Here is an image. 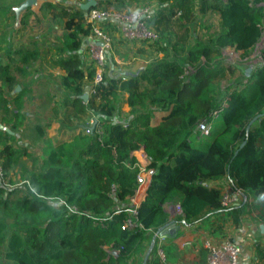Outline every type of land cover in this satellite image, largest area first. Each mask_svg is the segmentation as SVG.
Instances as JSON below:
<instances>
[{"label":"trees","instance_id":"obj_1","mask_svg":"<svg viewBox=\"0 0 264 264\" xmlns=\"http://www.w3.org/2000/svg\"><path fill=\"white\" fill-rule=\"evenodd\" d=\"M97 1L100 5L105 0ZM116 1L114 8L124 5ZM155 3L158 9L149 26L161 36L157 50L163 58L137 77L104 74L96 86L94 64L84 70L78 54L91 37L85 21L88 11L80 4L64 7L61 0L43 5L53 9V18L65 19L61 53L69 56L60 59L65 75L57 85L63 91L60 102L70 109L69 119L71 112L87 116L85 129L91 133L86 138L53 145L46 132L50 123H39L32 136L37 143L26 141V104L32 97L26 88L11 94L18 82L0 67V121L15 132L0 129V264H129L145 236L168 222L164 205L169 203L182 209L179 221L205 224L212 236L223 237L225 224L241 226L250 205L223 208L222 189L210 187L212 181L229 179L244 196L264 200V117L247 132L250 122L264 112V62L250 75L246 67L231 65L227 77L219 67L224 49L246 55L258 45L264 34V0ZM175 4L179 12L173 10ZM193 4L199 5L201 15L217 17V28L208 22L206 38L174 42L165 28L174 24L178 13L181 22L189 19ZM261 58L264 61V48ZM85 93L87 101L81 98ZM185 93L191 99L181 101ZM216 110L221 113L207 136L209 143H197L198 123ZM156 112L169 115L153 127ZM141 149L151 171L138 208L142 227L123 230L127 213L113 212L136 195L135 153ZM18 172L20 187L13 179ZM259 207L258 219L264 223V203ZM258 255L264 264V252L258 249ZM147 264L160 262L150 258Z\"/></svg>","mask_w":264,"mask_h":264},{"label":"crops","instance_id":"obj_2","mask_svg":"<svg viewBox=\"0 0 264 264\" xmlns=\"http://www.w3.org/2000/svg\"><path fill=\"white\" fill-rule=\"evenodd\" d=\"M24 1L0 0V67L6 68V77H13L18 82L11 94H17L26 88L29 91L28 94L32 97V100L26 104V108L30 111V117L24 123V128L27 129L29 120L31 127L33 122L34 127L39 124L37 99L39 98L38 94L42 93L41 90H43V86L38 83L39 79H44L47 83L51 82L55 84L48 87V92L46 93L55 94L61 92L62 89L59 88L57 83L65 75V72L61 69L59 63L62 57L69 56V52L61 53L65 19L61 20L59 17L53 18V9L43 6L46 2L54 4L56 2L59 3L60 0H37L36 7L22 12L17 17L15 8ZM54 12L59 14L58 8ZM120 38V40H125L122 37ZM226 49L235 51L232 48ZM239 53L243 54L242 51H239ZM80 57L85 63L84 56L80 55ZM86 66L85 64L84 70H86ZM115 69L113 66L110 68V77L117 78L114 73ZM247 75H250V73L247 72ZM17 87H20V90H17ZM125 106L126 111L124 112H128L129 107ZM61 107L63 115L65 113L70 114L69 107L65 109L63 103H61ZM168 115L169 112H156L151 120V126H158ZM52 119L48 121L50 124L46 127V132L48 138L52 139L53 145L70 142L72 139L69 137V131L73 127V124L68 122L70 119L67 116L66 118L53 117ZM0 125L9 129L11 133L6 129L0 128L1 130L15 135V132L8 124L0 121ZM34 127L32 130H34ZM77 127L79 128L78 132L82 131L80 126L74 125V128ZM28 131L30 130L28 129ZM30 133L31 136L35 135L33 131H30ZM31 148L34 150V146ZM135 157L140 165L144 166L148 163V158L142 149L135 153ZM147 178L146 184L140 186L136 192L135 199L138 204L144 201L146 197V192L151 181V177ZM225 183L226 179L212 181L209 182V186L220 187ZM252 199L255 200L254 198ZM256 201L259 204L264 203V200ZM177 206L178 204L172 203L164 205L165 211L169 214L168 222L175 221V224L168 228L169 234L166 238L157 237L156 249L150 258L159 260L158 250L162 249L166 256V262L164 263L159 260L160 264H206L207 251L203 247L206 240H212L216 243L231 240L242 247L240 264H263V260L258 255V249L264 252V234L260 230V225L264 223L258 219L260 208L253 207L251 216L246 214L239 227L233 225L232 222H227L224 230L225 235L223 237H214L210 233V227L205 224L187 223L185 220L179 221L178 218L181 213L177 211ZM156 233L150 232L145 236L142 245L133 254L129 264L143 263L145 254Z\"/></svg>","mask_w":264,"mask_h":264},{"label":"rangeland","instance_id":"obj_3","mask_svg":"<svg viewBox=\"0 0 264 264\" xmlns=\"http://www.w3.org/2000/svg\"><path fill=\"white\" fill-rule=\"evenodd\" d=\"M55 1V0H54ZM79 0H61V4L64 7H72L75 8L79 4L81 5L82 3ZM116 0H105L103 4H100L98 6H107V7H114L116 5ZM118 2L123 3L124 5L121 6L120 8L117 7L116 10H119L120 12H131V11H138V10H143V9H148L149 13L153 15V11L157 8V4L155 3V0H118ZM57 3V2H56ZM60 3V2H59ZM178 5H173V10L178 11ZM90 10V9H89ZM88 10V11H89ZM193 13L189 17V19L181 22L178 19L179 13L173 18L174 24L171 25L170 27L165 28V33H168L173 39L174 42H181L182 40L184 41H190L194 40L196 38H206L207 37V29L205 28L207 23L209 22V25H214L212 29L217 28V17L211 16L209 14L207 15H201L199 13V5L198 4H193L192 6ZM60 12V11H59ZM169 12V10H167ZM102 27L106 31V33L111 37L112 43H111V50L107 53V59H106V64L103 69V75L106 74L109 76L110 74V68L113 66L115 67V76L117 78L120 77H126V74H135L141 72L150 64L152 61L155 59H161L163 58V54L157 50V44L161 42L159 40L158 42L155 43H149L147 41H127V40H120L121 36L119 33V30L114 27L113 25L109 24H103ZM210 31V30H209ZM159 34V33H158ZM43 35V34H42ZM167 35V34H166ZM160 36V35H159ZM161 37V36H160ZM166 39V37H164ZM162 38V42H165L166 40ZM261 42V41H260ZM259 51V44L255 48H253L248 54H241L237 51H233L231 49H224L223 50V58H221L220 61V69H224V72L227 77H229V73L226 69L227 66L234 65L236 66L239 70H241L242 66L246 67L245 71L246 73L249 72L251 73L253 70H255L256 66L260 64V62H253L256 59V56ZM172 53V52H171ZM79 55H83L85 58V63L86 68L89 67H94L91 59L89 58L88 51L85 48L82 47L81 52ZM243 62L245 64H243ZM242 63V64H241ZM39 85L43 86L42 93L38 94L39 98L37 99L38 101V110H39V119L38 123L41 125H45L48 123V121L53 120V117L59 118V117H64L66 116L69 119L68 113H65L63 115V110L61 107V98L62 94L61 92L51 94V93H46L47 88L55 85L54 83H47L46 80L44 79H39L38 81ZM227 84V80L223 79L221 82V85L224 87ZM31 96V95H30ZM181 101H186L191 99L190 93H185L181 96ZM123 111H126V106L124 105L122 107ZM71 119L68 121L70 124H73V127H71L72 130L69 131V137L73 140L76 137H87L86 129L85 126L88 125L87 121L85 119L87 116H81L74 114L71 112ZM61 120V119H59ZM30 120L28 122L27 126V131L28 129L30 131L35 132V130H32L34 127V122L32 127L29 125ZM218 123V118L214 119L211 121L212 128H215ZM74 125L80 126L82 131L78 132V127L74 128ZM83 125V126H81ZM30 131H28L24 139L28 142H31V144H36L37 141L34 138L32 141V136ZM52 140V139H51ZM61 141V140H60ZM197 143H200L202 145H205L209 143V138L207 137H202L200 140L197 138L196 139ZM39 143V141H38ZM30 151H33L32 148H30ZM40 154V153H39ZM20 172L16 173L13 177L15 182H17V187H20L22 185V181L20 179ZM7 185V184H6ZM245 200V199H244ZM245 201H242L244 203ZM246 203H248L250 206L247 208V215L251 216V210L252 208H257L259 209L260 205L259 202H255V200L252 199V197H247ZM241 205V204H240ZM139 264V263H137Z\"/></svg>","mask_w":264,"mask_h":264},{"label":"built area","instance_id":"obj_4","mask_svg":"<svg viewBox=\"0 0 264 264\" xmlns=\"http://www.w3.org/2000/svg\"><path fill=\"white\" fill-rule=\"evenodd\" d=\"M152 17L153 15L149 13L147 8L138 11L120 12L114 7L96 6L88 11L85 21L91 26L92 31L91 37L86 43V49L96 69L93 86L98 85L103 80V69L106 64L107 53L111 50V37L106 33L102 25H113L119 30L120 36L127 41H147L149 43H155L160 40V36L158 32L149 26V20ZM260 41L258 43L259 51L253 62H260L262 64L264 62L261 58V51L264 48V34ZM89 92L93 95L96 94L93 87ZM220 113L221 110H216L198 123L194 132L197 134L199 140L202 137L210 135L212 131L211 121L219 118ZM94 125L95 121L91 119L89 126L93 127ZM99 132L101 133V129H99ZM86 133H91L89 128L86 129ZM147 164L143 166L137 163L135 165L139 168V174L137 176L139 187L146 184L147 177H151V171L146 167ZM3 174L4 172L0 164V177H3ZM220 188L222 189L221 204L223 208L239 206L245 198L243 191L235 187L229 179H226V183L221 185ZM138 208L139 204L134 196L129 199L127 205L117 206L114 209V214L127 213V217L122 225L123 230L142 227L137 220ZM176 209L182 213L180 206H177ZM109 218L111 216L107 217V219ZM203 247L207 251L206 264H240L241 262L242 247L234 241L224 240L223 242L216 243L212 240H206ZM158 258L161 262H166V256L162 249L158 250Z\"/></svg>","mask_w":264,"mask_h":264},{"label":"water","instance_id":"obj_5","mask_svg":"<svg viewBox=\"0 0 264 264\" xmlns=\"http://www.w3.org/2000/svg\"><path fill=\"white\" fill-rule=\"evenodd\" d=\"M98 5V1L97 0H90V1H87L85 3H82L80 5L81 9L82 10H85V11H88L89 9L91 8H95L96 6ZM37 6V0H25L23 3H21L18 7L15 8V14L17 17L20 16V14L30 8H34ZM140 74L139 73H135V74H126V77H129V76H132V77H137L138 75ZM17 90H20V87H17ZM83 100L87 101L89 99V94L88 93H85L82 95L81 97ZM262 117H264V112L260 115H258L257 117H255L249 124V126L247 127V132L250 131V128L251 126L255 123V121H257L258 119H261ZM0 128L2 129H6L4 128L2 125H0ZM9 133H11V131L9 129H6ZM245 145V143L242 144V147ZM246 199L247 197L245 196V202L244 204L246 203ZM175 224V221H170L168 222L167 224H165L164 226L160 227L158 230H157V233L155 235V237L153 238L146 254H145V257H144V260H143V263L142 264H147L148 263V260L150 258V256L152 255L153 251H154V248H155V244H156V239L158 236H161L162 238H166L168 236V228L170 226H173ZM260 230L261 232L264 234V224L260 225Z\"/></svg>","mask_w":264,"mask_h":264}]
</instances>
